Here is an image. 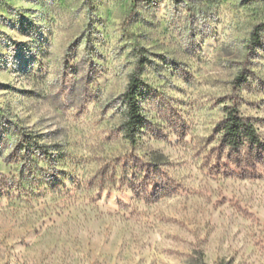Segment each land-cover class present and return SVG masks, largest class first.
<instances>
[{
	"label": "rangeland",
	"instance_id": "rangeland-1",
	"mask_svg": "<svg viewBox=\"0 0 264 264\" xmlns=\"http://www.w3.org/2000/svg\"><path fill=\"white\" fill-rule=\"evenodd\" d=\"M258 26L264 0H0V264H264V170L205 165L232 100L264 143ZM137 161L174 194H135Z\"/></svg>",
	"mask_w": 264,
	"mask_h": 264
},
{
	"label": "trees",
	"instance_id": "trees-1",
	"mask_svg": "<svg viewBox=\"0 0 264 264\" xmlns=\"http://www.w3.org/2000/svg\"><path fill=\"white\" fill-rule=\"evenodd\" d=\"M264 27V26H263ZM262 26L255 28L252 40L255 44L260 42L259 31ZM142 63V62H141ZM138 64L135 71L130 75L128 84L123 94V103L127 111L123 132L127 139L134 141L135 136L147 129L146 121L143 119L138 99L147 90V84L141 79L142 65ZM244 77L238 76L236 83H241ZM226 114L214 129V140L217 145L210 149L205 157V165L209 171L222 175L224 178L238 180H259L262 177L259 169L264 170V143L258 133L255 121L240 112L235 100L226 107ZM20 144L21 151H31L34 143L26 139L24 135ZM38 148V147H37ZM44 147H39V152H44ZM32 160V158H29ZM135 167L139 170L138 175L143 177L138 185L132 184L135 194H143L146 199H158L160 197L173 195L174 188L168 184H158L155 178L158 176V167L155 164H141L137 161ZM129 165L120 168L126 170ZM32 168V167H31ZM32 171V169H30ZM33 172V171H32ZM138 177V176H137ZM154 186V193H149V188Z\"/></svg>",
	"mask_w": 264,
	"mask_h": 264
}]
</instances>
